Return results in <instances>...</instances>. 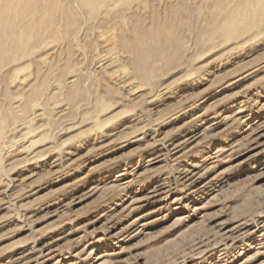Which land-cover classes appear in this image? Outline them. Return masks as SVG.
<instances>
[{
	"label": "rangeland",
	"instance_id": "1",
	"mask_svg": "<svg viewBox=\"0 0 264 264\" xmlns=\"http://www.w3.org/2000/svg\"><path fill=\"white\" fill-rule=\"evenodd\" d=\"M121 5L0 65V264H264V19L227 38L239 0ZM173 5L182 51L142 81L132 22Z\"/></svg>",
	"mask_w": 264,
	"mask_h": 264
},
{
	"label": "bare ground",
	"instance_id": "2",
	"mask_svg": "<svg viewBox=\"0 0 264 264\" xmlns=\"http://www.w3.org/2000/svg\"><path fill=\"white\" fill-rule=\"evenodd\" d=\"M41 1L42 0H0V65L3 64V61L5 62L4 58L11 50H13L12 52H14V50L17 49V47L20 49L21 47H24L25 45L27 46V44L31 41L32 36H34V39L35 38L39 39V37L40 39H42L41 35H43L44 33L43 34L41 33L45 29L46 31L48 29V32L50 30L49 33L52 34L53 32L55 35H59V36H62L64 34L71 35L72 33H74V30L76 29L78 25L77 19H78L80 9L85 13L88 19L93 20L94 18L98 16L102 7L103 9L105 8L107 12V16L111 17V14L113 13L112 9L116 7L117 4H122L123 5L122 8H126L127 6L131 7L132 5L130 6L129 4L137 0H61L65 2V5L63 6L61 5L63 3H61L60 0H48L47 4L46 2L44 3V5L46 4L45 11H43L44 9L41 10V12L42 11L44 12V13L42 12V14L44 15L40 16V14H38L35 11V8L38 9V7H40L39 6L40 3L43 4V2ZM215 1L219 2V4L222 3L225 10H227L226 7L229 4V0H222V1L215 0ZM75 4H78L80 9H77ZM176 6L174 7L173 5L172 7L174 8H171L169 10V13L167 14L169 16L167 19L165 18V20H162L159 15H158L159 17H155L154 19L155 24L153 27H150L151 29L145 28V26H143V24L139 20L134 19V21L132 22L133 27L136 29V33H137L136 38L134 39H136L135 42L137 41L136 43L138 45L136 44V46H132V47L129 46V48H131V52H133L134 54L135 70L141 76L142 81L148 80L149 76H151L154 73L159 72L162 68L163 63L166 64L165 61L166 62L171 61L173 63L174 61H172V59L174 58L173 57L174 53L178 52L181 49L179 45H182L181 40H183V38L178 36L179 32L177 30L179 29H177V27L181 26L184 23L183 21L186 17L185 18L183 17L184 16L183 6L182 7L181 6L176 7ZM239 7H240L239 9L240 11L237 9L239 11L237 13L239 14L231 13V16L229 15V17H227L228 19L221 26L217 27L218 29L215 30L216 33L218 32L220 34V33H225L227 31L229 32V30H232V32L229 35L227 34L228 35L227 38H231V37L239 38L242 36L245 37V35L253 36V35H256V33H258L257 31L259 27H262V25H260V21L261 19L262 20L264 19L263 18L264 17V14H263L264 0H239ZM33 8L35 12H33ZM31 11L33 13H37L38 17L36 18L37 16L36 15L35 19H33L34 18L33 17L31 18V22H28L27 18ZM244 11L247 12L245 13L247 15V19L243 20L244 21L242 23L243 26L238 27L239 26L238 25L239 15H241V12L243 13ZM32 15H35V14H32ZM185 20L187 21V18ZM46 31L44 32L47 34ZM224 35L226 36V34ZM37 41L35 43H37ZM21 50H17V51H21ZM181 51L179 52L181 53ZM179 52H178V55H180ZM105 63L107 64L106 60L105 61L103 60L102 66L103 64L105 65ZM121 79H124V78H121ZM73 91H78V90L77 88H75V90ZM31 94L32 95H31L30 101L34 98L35 92Z\"/></svg>",
	"mask_w": 264,
	"mask_h": 264
}]
</instances>
